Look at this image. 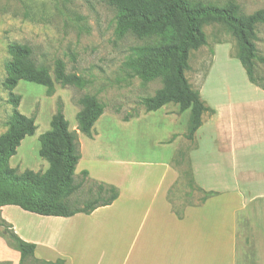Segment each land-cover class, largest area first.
I'll return each mask as SVG.
<instances>
[{"label":"rangeland","instance_id":"obj_1","mask_svg":"<svg viewBox=\"0 0 264 264\" xmlns=\"http://www.w3.org/2000/svg\"><path fill=\"white\" fill-rule=\"evenodd\" d=\"M191 1L218 7L237 4L240 13L247 16L264 10V0ZM116 22L117 10L107 0H0V136L7 132L13 113L9 93L3 87L5 65L10 60L8 44L32 47L38 64L45 66L51 76L56 62L61 61L67 73L77 74L86 82L82 89L56 84L52 96L47 95L45 87L20 82L15 90L21 96L19 111L35 119L37 130L21 143L10 159V166L19 174L26 170L44 173L48 169V163L39 155V138L51 129L59 105L63 106L69 130L77 134L81 149V163L75 172L80 189L70 198L78 208L95 199L101 202L110 197L108 193H100L99 182L92 179L117 177L119 173L123 178V168L113 169L117 173L108 171L111 166L101 165L100 160L152 164L165 161L174 168V161L183 159L181 153L189 156L191 165L194 154L190 156L191 150L199 145L193 156L198 185L208 192H221L220 195L214 192L216 195L210 197L213 202L227 195L225 204H213L214 210H221L224 205L226 211L229 208L232 211L236 207L234 193L241 207L232 264H264V89L249 82L236 59L239 49L233 34L220 23L206 24L203 32L207 45L190 52L185 76L206 104L218 111L203 115V126L195 142H191L186 138L189 111L181 114L177 105L169 104L156 112H146L142 100L153 97L164 82L162 79L143 82L132 75L126 61L133 49L148 45L150 40L131 34L120 38ZM256 31L257 54L263 57L264 24L258 25ZM255 71L264 87V65L255 61ZM86 95L96 97L104 107L91 138L78 131L76 119L79 100ZM98 157L103 159L96 160ZM130 167L128 173L137 178L135 187L143 182L142 188H153L161 177L160 167L147 169L139 164ZM85 169L92 179L89 174H82ZM175 170L182 174L188 171V164L176 165ZM177 182L169 200L178 212L201 205L204 194L191 190L186 176L182 175ZM126 207L124 197L113 210L107 211L110 219L97 229V235L112 242L115 249L117 245L119 254L138 228L124 211H118ZM43 218L18 206L1 207L0 232L5 229L2 221L28 236L47 231L57 235L65 225ZM100 218L95 216L93 220L101 221ZM13 251L16 250L0 236V264H15Z\"/></svg>","mask_w":264,"mask_h":264},{"label":"trees","instance_id":"obj_2","mask_svg":"<svg viewBox=\"0 0 264 264\" xmlns=\"http://www.w3.org/2000/svg\"><path fill=\"white\" fill-rule=\"evenodd\" d=\"M117 10L116 33L120 38L131 34L138 39H148L150 43L132 50L127 58L126 67L134 77L143 82L162 79L164 87L153 97L145 98L142 104L146 112H156L166 105H177L179 112H190L186 138L195 142V136L203 125V115L215 114L201 98L200 92L190 86L185 72L188 69L190 52L207 45L203 26L220 23L226 26L237 41L239 52L236 59L244 68L249 82L264 89L256 77L255 61L264 65V56L257 54L256 28L264 24V10L252 15L240 13L237 4L227 7L192 3L191 0H107ZM10 60L5 65L4 89L9 93V103L13 113L9 119L7 132L0 136V208L18 206L26 212L41 217L71 218L77 214L90 215L100 207L112 205L119 197V190L110 185L99 183V192L108 193L104 201L95 199L78 208L71 202V197L78 192L80 185L75 182V172L82 158L77 134L69 130V123L63 112V106L51 121V129L40 136V157L48 163L44 173L30 170L19 174L9 162L17 154L21 143L34 136L37 130L35 119L19 111L21 96L15 93L20 82H28L46 88L48 96L55 93L56 84L62 87L84 88V79L67 73L65 65L57 61L54 75L45 66L39 65L32 47L18 43L7 46ZM80 111L77 114L78 131L91 138L97 121L104 113L103 105L94 96L86 95L79 100ZM183 159L174 161L175 166L183 162L188 164V171L181 177L188 178V187L204 194L202 203L216 195L204 192L197 187L189 156L180 154ZM178 162V163H177ZM175 166L174 169H175ZM88 176L87 171H83ZM179 177V178H180ZM169 190V200L174 186ZM172 212L178 219L184 218V212H178L172 201ZM5 227L0 236L8 245L20 253L19 264H66L65 260L55 262L36 260V245L25 242L13 230L11 225L2 221Z\"/></svg>","mask_w":264,"mask_h":264},{"label":"crops","instance_id":"obj_3","mask_svg":"<svg viewBox=\"0 0 264 264\" xmlns=\"http://www.w3.org/2000/svg\"><path fill=\"white\" fill-rule=\"evenodd\" d=\"M215 112L218 114V111ZM198 150L199 145L191 150L190 156ZM193 156L191 165L195 183L201 190L208 192L198 185ZM100 161L103 166L105 164L111 166V170L108 171L117 168L124 170L123 178L119 177V173L117 177L92 179L90 171L85 169L92 180L116 187L119 190L118 199L112 205L100 207L90 215L77 214L71 218L44 217V220L65 224L57 235L47 231L28 236L15 227V232L22 240L36 245L34 253L36 260L55 262L63 259L66 264H232L238 238L237 216L241 208L235 193L232 195L235 199L233 205L236 207L232 211L230 208L226 211L224 205L221 210L218 208V211L213 208L216 202L220 205L225 204L226 195L217 197L214 202L213 198H210L201 205L188 206L184 218L180 220L172 212V206L167 200L168 191L179 179V173L169 162L152 164L123 159ZM132 164H139L147 169L160 167L161 177L156 181L155 187L142 188L143 182L140 183V187H135L137 178L128 173V168L130 169ZM113 172L117 173V170ZM147 175L150 176L151 173ZM212 192L221 194L217 191ZM124 197L127 207L119 208L118 211H124L129 220L133 221V226L138 228L119 254L117 245L116 249L112 247V242L97 235V229L102 228L106 220L110 219L107 211L113 210ZM139 211H143V214ZM99 215L101 221L94 222L93 218ZM12 257V261L19 264L20 253L13 251ZM1 260L10 261L7 258Z\"/></svg>","mask_w":264,"mask_h":264},{"label":"bare ground","instance_id":"obj_4","mask_svg":"<svg viewBox=\"0 0 264 264\" xmlns=\"http://www.w3.org/2000/svg\"><path fill=\"white\" fill-rule=\"evenodd\" d=\"M223 61V60H222ZM219 63V62H218ZM219 68H221V66L219 67ZM218 70V69H217Z\"/></svg>","mask_w":264,"mask_h":264}]
</instances>
